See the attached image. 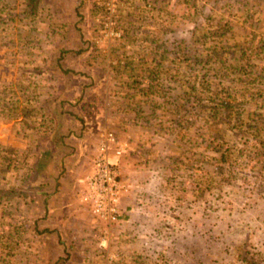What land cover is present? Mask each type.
Wrapping results in <instances>:
<instances>
[{
	"label": "rangeland",
	"instance_id": "rangeland-1",
	"mask_svg": "<svg viewBox=\"0 0 264 264\" xmlns=\"http://www.w3.org/2000/svg\"><path fill=\"white\" fill-rule=\"evenodd\" d=\"M85 1L91 12L83 11L82 6H77V11L78 0H39L34 19L37 29L34 41H30L34 44L33 54L25 57L18 49L16 38L9 47H0V82L20 76L23 67L33 70L31 78L46 101V114L57 110L53 112L54 118H50L49 129L39 140L36 133L18 122H0L1 145L19 151L29 147V164L38 162L41 168L45 166L39 169L38 181L29 191L32 197H36L40 189L44 190L40 185L47 180L50 182L61 169L57 159L63 157L64 150L54 142L55 153L49 155L51 158L43 157L44 138L54 139L58 133L63 135L67 126L78 128L81 125L79 120L65 119L69 115L66 111L88 116L103 112L102 106L76 108L66 104L76 99L78 93L73 87L82 83V76L72 75L68 69L75 66L84 71L94 66L105 68L103 57L120 42L127 20L134 21V25H145L156 18L173 20L179 26L178 35L188 39L191 27H199L202 22V15L210 17V30L225 19L222 10L210 15L213 0H205L202 15L199 0H118L114 26L109 29L105 25L108 16L105 0ZM251 1L256 11L251 17L255 25L252 29L264 33V0ZM146 4L154 5L157 11ZM86 14H89L88 19ZM114 32L118 36L112 34ZM255 40L260 45V41ZM95 55L98 60L92 61ZM99 70V79H94L93 83L104 85L105 73ZM84 82L89 83L90 79ZM95 94L85 101L95 100L98 95L99 100L107 99V115L108 98L103 92ZM60 101L64 102L65 112L61 114ZM113 124L106 117L93 134L98 137L102 130L112 131L119 144L127 145L119 160V177L127 192L121 200L118 221L108 224L98 220L89 205L80 202L79 187H74L72 201L65 208L59 198L51 201L49 207L39 205L37 198L30 201L26 209L9 207L7 211L14 210L15 215L0 220V264H51L63 259L76 263L85 260L88 264L90 261L91 264H264V192L258 195V191L251 192L248 186L237 182L216 184L204 194H198L186 177L189 172H171L163 166L161 155L167 151L163 143L149 138L136 127L128 125L123 129ZM134 145L138 153L129 152ZM146 147H150L149 152H143ZM89 156L93 165V151ZM206 169H211L216 180L224 177L211 165ZM206 171L195 175L205 178ZM170 174L172 182L168 183L165 178ZM73 181L76 180L73 178ZM46 186L45 189H51ZM27 213L31 219L20 224L23 214ZM77 213L80 216L77 217ZM34 218L38 219V229L49 228L52 232L33 230Z\"/></svg>",
	"mask_w": 264,
	"mask_h": 264
},
{
	"label": "trees",
	"instance_id": "trees-1",
	"mask_svg": "<svg viewBox=\"0 0 264 264\" xmlns=\"http://www.w3.org/2000/svg\"><path fill=\"white\" fill-rule=\"evenodd\" d=\"M199 1L202 15L206 1ZM38 6L39 0H0V47H9L16 38L25 57L33 54L30 41L37 29ZM254 6L251 0H213L210 15L222 10L224 21L210 30V17L202 15L188 39L178 35L173 20L156 18L134 25L126 19L120 42L106 55L108 121L123 129L136 127L163 143V166L189 172L186 177L198 194L216 184L237 182L258 195L264 192V33L252 29ZM21 71L0 82V122H18L39 140L57 110L46 114V101L31 78L33 70ZM55 141L62 142L63 135L58 133ZM29 157V147L19 151L0 144V220L15 215L7 208H29L36 198L45 206L44 190L36 197L29 192L41 171L38 162L29 164ZM207 165L220 170L223 179H214ZM204 171L205 178L195 175ZM172 177L165 180L172 182ZM27 216L23 214L20 224L31 219ZM37 221L34 218L31 226L37 233L52 232L38 229Z\"/></svg>",
	"mask_w": 264,
	"mask_h": 264
},
{
	"label": "crops",
	"instance_id": "crops-1",
	"mask_svg": "<svg viewBox=\"0 0 264 264\" xmlns=\"http://www.w3.org/2000/svg\"><path fill=\"white\" fill-rule=\"evenodd\" d=\"M78 1H79V5H76L75 7L77 11H78L77 6H82L83 11L87 13L89 11L91 12L88 1H85V0H78ZM86 15L88 19L89 14H86ZM103 59L106 61L105 68H100V67L98 68L94 66L92 68H89L88 71H84V69H81L80 66H75V67H71L70 69H68V73L72 75L75 74L77 76H82L81 77L82 83L73 87L74 90L78 93V96L76 97V99L70 100L69 102H66V104L75 106L76 108L78 106L80 108H83L88 105L90 106L96 105L98 107L102 106L103 112L98 115L94 113L93 116H88L84 114L78 115L76 111L75 112L66 111V113L64 112L65 114H69L68 116L64 117L65 119L79 120L81 125L78 128H74L71 126H67L66 128H64L63 141L57 142L60 144L59 147L61 148V150H64L65 155L63 154L62 155L63 157H60L57 159L58 160L57 163L59 164V167L61 168L60 171L57 172L56 175L52 176V180H50V182H48V180L44 182L45 184L43 188H44V191L46 192V203L44 207H47V206L49 207L51 201H54L55 198H59L61 201V206L65 208L66 206L69 205L68 202L72 201L71 196L74 194L73 192L74 187L80 188V195L83 192L81 180L85 176V173L90 170L93 159L89 158L90 157L89 154H90V151H93L95 155L96 146L98 143L97 134L94 135L93 133L95 132V128H97L96 126L99 125V122L105 121V118H106L105 109L107 107V99L102 98V100L101 99L99 100L97 99L99 95L96 97L95 100H88L87 102L85 101V98L88 96H92V94L93 96H96L95 92H103V96L107 98V88H108V78H109L108 59L107 57H103ZM91 60L92 61L98 60L97 56L96 55L92 56ZM99 69H101L105 73L106 84L104 85L93 83L94 79H99V74H100ZM86 79L87 80L90 79V82L85 83L84 80ZM63 104L64 102L60 101L59 107L60 108L63 107ZM70 112H72V114ZM91 129L93 131H90ZM54 142H56L55 138L51 139L50 136L48 138L47 137L44 138L43 143L45 144L44 146L45 149L43 150V152H41L43 157L45 156L46 158H51V156L49 155L51 153L53 154L55 153V150H57L56 149L57 147L55 145L56 143L54 144ZM129 152L138 153V148L136 147V145H134L132 150ZM75 153H77V155H75ZM73 155H75V157H73ZM120 157L117 159L118 165H119ZM41 169H45V166L44 168H41ZM73 178L76 181H73ZM46 185H49L51 189H48V190L45 189L47 187ZM77 197H75V199L79 198ZM78 216H80V214L77 213V217ZM76 262L77 261L75 260L63 259V261L55 260L51 264H88V262H86L85 260H82V261L80 260L78 261V263ZM91 262L92 261H90V264Z\"/></svg>",
	"mask_w": 264,
	"mask_h": 264
},
{
	"label": "built area",
	"instance_id": "built-area-1",
	"mask_svg": "<svg viewBox=\"0 0 264 264\" xmlns=\"http://www.w3.org/2000/svg\"><path fill=\"white\" fill-rule=\"evenodd\" d=\"M108 16L106 27L112 29L114 17L119 9L118 0H105ZM118 36V33H112ZM126 144H119L112 131L102 130L90 171L82 178L83 192L80 202L88 204L94 216L108 224L118 221L120 204L127 188L120 180L118 158L122 155Z\"/></svg>",
	"mask_w": 264,
	"mask_h": 264
}]
</instances>
